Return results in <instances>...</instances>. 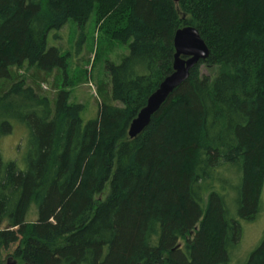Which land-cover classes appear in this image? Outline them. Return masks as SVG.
<instances>
[{
  "label": "trees",
  "instance_id": "1",
  "mask_svg": "<svg viewBox=\"0 0 264 264\" xmlns=\"http://www.w3.org/2000/svg\"><path fill=\"white\" fill-rule=\"evenodd\" d=\"M94 17L116 18L130 53L107 63L99 115L84 122L70 92L51 99L42 85L68 65L49 34ZM185 27L210 56L130 139ZM13 124L27 130V155L20 170L0 153V264H230L241 222L261 209L264 0H0L1 137ZM244 264H264V238Z\"/></svg>",
  "mask_w": 264,
  "mask_h": 264
},
{
  "label": "rangeland",
  "instance_id": "2",
  "mask_svg": "<svg viewBox=\"0 0 264 264\" xmlns=\"http://www.w3.org/2000/svg\"><path fill=\"white\" fill-rule=\"evenodd\" d=\"M115 19L97 24L94 17L86 24L84 31L78 23L69 21L64 28L48 36V47L56 48L63 56H67L68 65L65 70L53 71L47 76L48 80L42 85V89L51 99H54L56 93L62 89L70 92V103L84 107L81 115L84 122L95 120L99 115L101 103L98 88L108 86L107 63L119 65L130 53L128 45L120 43L113 37L115 29L118 28L114 24ZM201 70L203 75H208L206 67H202ZM19 74L28 75L25 70H19ZM27 137L26 128L19 124H13L11 133L1 137L0 153L5 163L15 162L20 170L25 169ZM231 178L234 179L233 175ZM234 199L235 196H229L228 209L230 215L236 219ZM37 220V208L32 205L26 222L34 223ZM241 226L242 239L239 246L231 253L230 264H244L246 258L261 245L264 238V185L257 219L252 223L241 222ZM16 248L17 246L12 247L4 257L12 255ZM18 263L23 264L20 260Z\"/></svg>",
  "mask_w": 264,
  "mask_h": 264
},
{
  "label": "water",
  "instance_id": "3",
  "mask_svg": "<svg viewBox=\"0 0 264 264\" xmlns=\"http://www.w3.org/2000/svg\"><path fill=\"white\" fill-rule=\"evenodd\" d=\"M172 1L175 4L181 2V0ZM174 49L173 73L162 82L158 90L149 98L146 107L132 122L128 134L130 139L139 137L148 128L152 117L160 111L175 90L189 79L191 71L210 56L207 44L199 32L192 27H185L177 31L174 37ZM5 264L19 263L13 257H9Z\"/></svg>",
  "mask_w": 264,
  "mask_h": 264
}]
</instances>
